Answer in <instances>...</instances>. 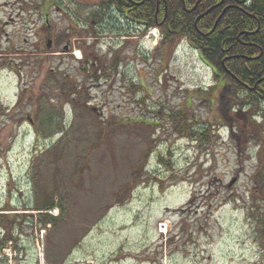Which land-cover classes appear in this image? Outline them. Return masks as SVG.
<instances>
[{
	"label": "rangeland",
	"instance_id": "374dc122",
	"mask_svg": "<svg viewBox=\"0 0 264 264\" xmlns=\"http://www.w3.org/2000/svg\"><path fill=\"white\" fill-rule=\"evenodd\" d=\"M103 4L0 0V264H264V112Z\"/></svg>",
	"mask_w": 264,
	"mask_h": 264
},
{
	"label": "trees",
	"instance_id": "16d2710c",
	"mask_svg": "<svg viewBox=\"0 0 264 264\" xmlns=\"http://www.w3.org/2000/svg\"><path fill=\"white\" fill-rule=\"evenodd\" d=\"M103 6L143 32L158 28L161 46L187 39L217 85L236 100L264 106V0H104ZM181 114L177 119L185 123ZM5 238L0 249L12 237Z\"/></svg>",
	"mask_w": 264,
	"mask_h": 264
},
{
	"label": "bare ground",
	"instance_id": "6f19581e",
	"mask_svg": "<svg viewBox=\"0 0 264 264\" xmlns=\"http://www.w3.org/2000/svg\"><path fill=\"white\" fill-rule=\"evenodd\" d=\"M78 55H80V54H78ZM159 226L161 227V232H162V233H166V232H168V222L164 221V222H162V224L159 225Z\"/></svg>",
	"mask_w": 264,
	"mask_h": 264
},
{
	"label": "crops",
	"instance_id": "0c3cea01",
	"mask_svg": "<svg viewBox=\"0 0 264 264\" xmlns=\"http://www.w3.org/2000/svg\"><path fill=\"white\" fill-rule=\"evenodd\" d=\"M33 262H34V261L31 260V258H30V256H29L28 259H26V260L23 261V262H20L19 264H34Z\"/></svg>",
	"mask_w": 264,
	"mask_h": 264
},
{
	"label": "flooded vegetation",
	"instance_id": "af4514ba",
	"mask_svg": "<svg viewBox=\"0 0 264 264\" xmlns=\"http://www.w3.org/2000/svg\"><path fill=\"white\" fill-rule=\"evenodd\" d=\"M71 50H72L71 47L70 46H67L66 47V50H64V51L67 52V53H71L72 52Z\"/></svg>",
	"mask_w": 264,
	"mask_h": 264
}]
</instances>
